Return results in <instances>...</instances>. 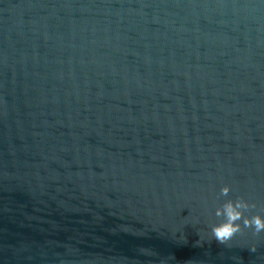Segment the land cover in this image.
<instances>
[{
  "label": "water",
  "instance_id": "95a60500",
  "mask_svg": "<svg viewBox=\"0 0 264 264\" xmlns=\"http://www.w3.org/2000/svg\"><path fill=\"white\" fill-rule=\"evenodd\" d=\"M238 198L264 218V0H0V264H264L212 237Z\"/></svg>",
  "mask_w": 264,
  "mask_h": 264
},
{
  "label": "clouds",
  "instance_id": "9594fccd",
  "mask_svg": "<svg viewBox=\"0 0 264 264\" xmlns=\"http://www.w3.org/2000/svg\"><path fill=\"white\" fill-rule=\"evenodd\" d=\"M229 188L221 189V196H226ZM251 205L244 199L225 200L216 208L215 215L219 222L211 228L212 237L220 243H225L233 238L243 228H252L255 233L264 232V218L258 216L248 217L245 213Z\"/></svg>",
  "mask_w": 264,
  "mask_h": 264
}]
</instances>
